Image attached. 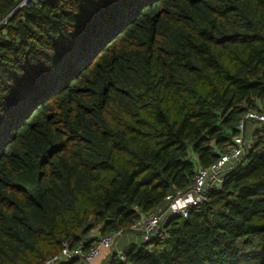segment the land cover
Segmentation results:
<instances>
[{"label":"trees","instance_id":"trees-1","mask_svg":"<svg viewBox=\"0 0 264 264\" xmlns=\"http://www.w3.org/2000/svg\"><path fill=\"white\" fill-rule=\"evenodd\" d=\"M260 108L264 0H0V264L119 230L140 241L103 264H264V122L208 199L166 211Z\"/></svg>","mask_w":264,"mask_h":264},{"label":"built area","instance_id":"built-area-1","mask_svg":"<svg viewBox=\"0 0 264 264\" xmlns=\"http://www.w3.org/2000/svg\"><path fill=\"white\" fill-rule=\"evenodd\" d=\"M249 120H258L264 122V108L249 109L245 116L238 124L239 131L233 137L232 141L227 145L221 156L208 166H200L195 176L193 184L187 190H179L175 195H168L170 201L166 211L170 213H179L183 216L188 215L190 209L208 199V191L211 188H219L223 181V171L230 164H234L236 160L242 158L247 153L252 144L247 129ZM161 207L157 212L144 214L132 225V229H140L143 231V241H149L156 237L160 231L161 225ZM125 235L122 230L108 234H102L94 245L85 251L81 247L71 248L67 243H64L61 251L48 257L43 264H56L63 260H67L73 255L84 257L85 264H97L100 257L109 249L116 250L124 258V248L117 247V243L121 237Z\"/></svg>","mask_w":264,"mask_h":264},{"label":"rangeland","instance_id":"rangeland-1","mask_svg":"<svg viewBox=\"0 0 264 264\" xmlns=\"http://www.w3.org/2000/svg\"><path fill=\"white\" fill-rule=\"evenodd\" d=\"M250 123L251 124H253L254 125V123H252V121H250ZM249 123V124H250ZM252 126V125H251ZM254 128V126H252V128H251V132H252V129ZM136 234L134 233L133 234V236H135ZM139 242L140 241V238H138V236H135V238H134V241H131V238H130V236H126V234L123 236V237H121L120 239H119V241H118V243H117V247H122V248H124L125 246H128L130 243H132V242ZM109 250H112V249H109ZM112 251H114V250H112Z\"/></svg>","mask_w":264,"mask_h":264},{"label":"crops","instance_id":"crops-1","mask_svg":"<svg viewBox=\"0 0 264 264\" xmlns=\"http://www.w3.org/2000/svg\"><path fill=\"white\" fill-rule=\"evenodd\" d=\"M252 122H253V121H252ZM253 123H254V122H253ZM252 126H255V123H254V125H252ZM252 126L249 125V128H250V127L252 128ZM251 128H250V129H251ZM250 129H249V130H250ZM133 234H134V233H133ZM133 234H127V233H126V236H130L131 241H134V238H135L136 235L133 236ZM107 252H108V251H105V252H104V255H103L102 257L99 258V260L97 261V264H103L104 261L108 259V253H107Z\"/></svg>","mask_w":264,"mask_h":264},{"label":"clouds","instance_id":"clouds-1","mask_svg":"<svg viewBox=\"0 0 264 264\" xmlns=\"http://www.w3.org/2000/svg\"><path fill=\"white\" fill-rule=\"evenodd\" d=\"M126 234V233H125Z\"/></svg>","mask_w":264,"mask_h":264}]
</instances>
